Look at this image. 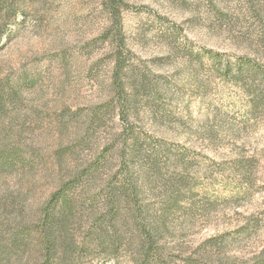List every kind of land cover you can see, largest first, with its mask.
<instances>
[{
  "label": "rangeland",
  "instance_id": "374dc122",
  "mask_svg": "<svg viewBox=\"0 0 264 264\" xmlns=\"http://www.w3.org/2000/svg\"><path fill=\"white\" fill-rule=\"evenodd\" d=\"M117 3L114 13L110 0H17L0 39V148L34 166L0 182L1 218L14 198L31 212L100 158L103 179L122 178L135 137L139 199L154 213L172 207L159 264H246L264 251V86L253 72L264 74V0ZM64 111L74 119L62 128ZM67 145L60 164L50 157Z\"/></svg>",
  "mask_w": 264,
  "mask_h": 264
},
{
  "label": "trees",
  "instance_id": "16d2710c",
  "mask_svg": "<svg viewBox=\"0 0 264 264\" xmlns=\"http://www.w3.org/2000/svg\"><path fill=\"white\" fill-rule=\"evenodd\" d=\"M110 3L111 10L118 12L117 0ZM19 12L17 0H0V39ZM120 60L119 57L116 60L115 78L119 91L124 93ZM253 72L259 74L258 80L264 86L262 69ZM257 91L256 87L246 90L248 94ZM100 113L102 109L90 116L86 137L101 121ZM72 119L73 114L64 111L59 117L62 128ZM131 142L130 147L124 145L122 157L128 166L122 178L114 174L103 179L100 158L63 179L31 212L24 211L27 199L14 198L10 204L12 211H8L11 216L1 218L0 213V264H82V258L95 253L119 264L120 251H125L124 257L130 264H159L161 254L155 243L172 207L167 200L160 213H154L139 199L136 181L128 168L145 150L137 146L135 137ZM72 150L67 145L50 157L54 156L60 164ZM19 165L32 170L34 162L23 158L15 147L0 148V182L12 176ZM246 264H264V251Z\"/></svg>",
  "mask_w": 264,
  "mask_h": 264
}]
</instances>
